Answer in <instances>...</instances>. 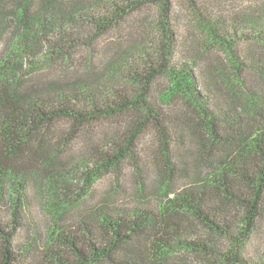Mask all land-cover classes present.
Masks as SVG:
<instances>
[{"label": "trees", "instance_id": "obj_1", "mask_svg": "<svg viewBox=\"0 0 264 264\" xmlns=\"http://www.w3.org/2000/svg\"><path fill=\"white\" fill-rule=\"evenodd\" d=\"M12 1L11 11L0 12V31L7 27L4 15L9 13L17 27L7 51L0 55V200L5 195L11 198L7 213L0 207V264H20L13 249L21 227L18 196L30 178L35 173H52V160L59 159L75 140L85 132L94 137L95 131L111 124L117 125L116 133L106 140L85 136L88 158L74 167L86 184L120 171L124 162L141 171L143 156L137 142L147 128L158 145L152 157L157 173L173 179L171 145L176 127L192 133L198 153L205 155L204 181L176 193L157 210L103 215L95 228L86 224L71 230L55 225V245L47 250L42 264H167L165 259L180 251L222 259L209 264H247L241 255L243 246L264 218V99L248 92L242 94L239 110L221 114L208 109L194 86L193 67L173 61L172 0H100L87 9L91 27L86 36L62 21L64 15L57 8L39 0L40 5L34 0ZM149 6L156 7L157 45L153 52L127 63L124 79L128 84L106 94H99L102 86L94 82L45 94L36 91L22 101L14 96L12 79L23 64L36 68L39 63L67 61L76 46L100 38ZM78 12L85 9L67 10L73 16ZM258 20L253 18V24ZM217 38L225 48L232 44L229 35ZM41 39L46 40L45 47ZM229 59L241 77L242 63L239 66L235 56ZM260 65L256 70L264 75ZM158 79L165 83L160 103L164 107L151 100ZM188 219L200 230L194 231ZM211 234L228 240L227 247H216Z\"/></svg>", "mask_w": 264, "mask_h": 264}, {"label": "rangeland", "instance_id": "obj_2", "mask_svg": "<svg viewBox=\"0 0 264 264\" xmlns=\"http://www.w3.org/2000/svg\"><path fill=\"white\" fill-rule=\"evenodd\" d=\"M39 1L59 9L64 15L62 21L79 29L78 35L83 36L91 27L87 9L100 3V0ZM53 1L57 3L53 4ZM13 2L0 0V12L11 11L15 7ZM79 7L85 12H78L76 16L67 13V10ZM4 16L7 27L0 31V55L7 51L17 29L12 15ZM155 18L156 7L149 6L100 38L76 46L67 61L57 59L39 63L36 68L23 64L24 68L12 79L14 96L22 101L36 91L45 94L54 88L65 90L75 83L94 82L102 86L98 93L106 94L113 87L128 84L124 79L127 63L133 57L139 59L144 52H153L154 46L156 48ZM253 18L259 19L256 24H253ZM172 25L176 37L173 61L193 67L194 86L203 95L210 111L222 114L236 108L239 110L244 98L242 94L248 92L264 99V75L256 70L260 64L263 63L260 67L264 66V0H172ZM222 34L230 36V47L220 44L217 35ZM45 43L46 40L41 39L40 45L45 47ZM234 56L239 66L242 63L241 77H237L232 68L229 57ZM164 85V81L158 79L152 91L151 100L159 105L163 104L161 90ZM116 126L103 127L95 131L94 137L106 140L115 135ZM85 136L91 135L85 132L75 140L59 159L52 160V173H35L19 194L21 227L14 237L13 249L20 264L43 263L45 253L55 245L52 236L55 225L71 230L83 228L86 224L95 228L103 215H131L141 209L157 210L176 193L201 185L208 171L205 155L199 154L196 143L191 141L195 140L192 133L176 127L171 145L175 176L167 180L158 174L152 161L158 145L152 129L147 128L137 142V149L143 156L141 171L124 162L120 171L105 173L89 185L82 173L75 169L82 158H88L90 146ZM0 201L1 209L7 213L11 198L5 195ZM5 219L9 220L7 214ZM188 222L194 231L200 230L192 219ZM210 238L218 248L227 247L229 243L214 234ZM241 255L247 264H264V218L256 223ZM220 259L180 251L165 260L167 264H209Z\"/></svg>", "mask_w": 264, "mask_h": 264}]
</instances>
